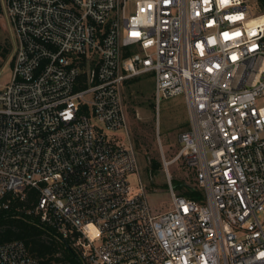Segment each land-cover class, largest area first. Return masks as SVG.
Masks as SVG:
<instances>
[{"label":"built area","instance_id":"2783aa9c","mask_svg":"<svg viewBox=\"0 0 264 264\" xmlns=\"http://www.w3.org/2000/svg\"><path fill=\"white\" fill-rule=\"evenodd\" d=\"M248 0H5L16 36L0 88V217L25 190L72 259L25 243L0 264H264V12ZM257 20V21H256ZM182 95L183 159L197 198L156 210L137 171L125 81ZM58 255V253H57Z\"/></svg>","mask_w":264,"mask_h":264},{"label":"rangeland","instance_id":"374dc122","mask_svg":"<svg viewBox=\"0 0 264 264\" xmlns=\"http://www.w3.org/2000/svg\"><path fill=\"white\" fill-rule=\"evenodd\" d=\"M247 5L252 14L264 12L259 0H248ZM16 44L5 0H0V45L9 49L5 56L0 53V88L10 79ZM152 94L153 79L150 75L128 79L122 88L127 129L137 154V171L130 173L128 179L132 186H137L140 177L150 205L156 210H164L171 203L170 187L178 193L174 188L176 183H193V174L183 159L171 162L168 174L162 163L163 156L171 159L177 152V137L187 128L188 117L182 95L161 99L156 110ZM152 160L160 164L155 171L151 169Z\"/></svg>","mask_w":264,"mask_h":264},{"label":"trees","instance_id":"16d2710c","mask_svg":"<svg viewBox=\"0 0 264 264\" xmlns=\"http://www.w3.org/2000/svg\"><path fill=\"white\" fill-rule=\"evenodd\" d=\"M264 6V0H259ZM9 49L0 45L1 55H6ZM155 160L151 161V169L155 171L159 167ZM178 194L189 198H197L200 195L198 189L189 184L180 182L174 185ZM37 199V192L33 188L25 190L24 199L17 198L12 206L0 217V244L13 239L22 240L29 253L43 263L53 260L72 259L71 252L66 244L59 240L48 227L38 224L36 216L18 212L16 207L23 210L32 208ZM58 253V255H57Z\"/></svg>","mask_w":264,"mask_h":264},{"label":"bare ground","instance_id":"6f19581e","mask_svg":"<svg viewBox=\"0 0 264 264\" xmlns=\"http://www.w3.org/2000/svg\"><path fill=\"white\" fill-rule=\"evenodd\" d=\"M259 20L260 21H264V15H261L260 17H259ZM257 21V20H256Z\"/></svg>","mask_w":264,"mask_h":264},{"label":"crops","instance_id":"0c3cea01","mask_svg":"<svg viewBox=\"0 0 264 264\" xmlns=\"http://www.w3.org/2000/svg\"><path fill=\"white\" fill-rule=\"evenodd\" d=\"M188 126V125H187Z\"/></svg>","mask_w":264,"mask_h":264}]
</instances>
